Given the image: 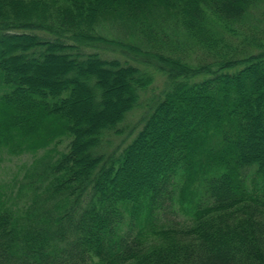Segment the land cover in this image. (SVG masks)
Returning <instances> with one entry per match:
<instances>
[{
  "label": "trees",
  "instance_id": "16d2710c",
  "mask_svg": "<svg viewBox=\"0 0 264 264\" xmlns=\"http://www.w3.org/2000/svg\"><path fill=\"white\" fill-rule=\"evenodd\" d=\"M0 264H264V0H0Z\"/></svg>",
  "mask_w": 264,
  "mask_h": 264
},
{
  "label": "rangeland",
  "instance_id": "374dc122",
  "mask_svg": "<svg viewBox=\"0 0 264 264\" xmlns=\"http://www.w3.org/2000/svg\"><path fill=\"white\" fill-rule=\"evenodd\" d=\"M162 86V80L158 79L154 85V93H158V91L161 89ZM156 89V90H155ZM152 94V87L151 90L148 91L146 94H143V98L148 97V95ZM144 109H139L136 113L134 118L137 120L139 115L141 114V112H143ZM113 144L115 146H117L119 144V141H114ZM68 147V140H66L60 147L59 149L61 151H66ZM41 154V153H40ZM32 154L30 153H25V154H21V155H9V157L7 158L6 161H4L3 163V170H2V178L4 177L5 180H11L17 176H20L19 178H21V176L23 175L24 168L21 167L22 164L24 163L25 165H27L28 163H30L32 161Z\"/></svg>",
  "mask_w": 264,
  "mask_h": 264
}]
</instances>
